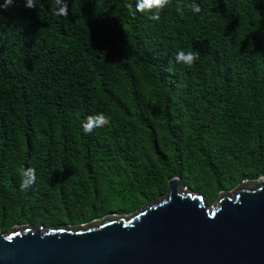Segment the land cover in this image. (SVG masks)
Returning a JSON list of instances; mask_svg holds the SVG:
<instances>
[{
	"label": "trees",
	"instance_id": "obj_1",
	"mask_svg": "<svg viewBox=\"0 0 264 264\" xmlns=\"http://www.w3.org/2000/svg\"><path fill=\"white\" fill-rule=\"evenodd\" d=\"M26 2L0 9L1 230L131 213L173 176L213 202L264 175V0H171L159 21L137 0Z\"/></svg>",
	"mask_w": 264,
	"mask_h": 264
},
{
	"label": "water",
	"instance_id": "obj_2",
	"mask_svg": "<svg viewBox=\"0 0 264 264\" xmlns=\"http://www.w3.org/2000/svg\"><path fill=\"white\" fill-rule=\"evenodd\" d=\"M231 190L208 204L173 176L131 213L0 229V264H264V175Z\"/></svg>",
	"mask_w": 264,
	"mask_h": 264
},
{
	"label": "clouds",
	"instance_id": "obj_3",
	"mask_svg": "<svg viewBox=\"0 0 264 264\" xmlns=\"http://www.w3.org/2000/svg\"><path fill=\"white\" fill-rule=\"evenodd\" d=\"M58 11L57 15H67V2L66 0H55ZM13 0H5L3 5H0V9H7L11 6ZM171 0H137L136 11L141 13H150V19L154 21H159L160 13L163 11L169 4ZM26 7L35 8L36 0H27ZM129 7H131L129 5ZM187 8L190 9L193 13H200L202 11L201 7L197 3H190L187 5ZM177 11L183 15V10L181 7L177 8ZM178 63L185 65L188 68H192L196 61L199 60V54L197 52H184L181 50L176 56ZM110 124L108 117L103 114L97 116L88 117L87 120L83 123L82 128L85 134H90L96 129H103ZM22 180L20 183V190L27 191L36 181V174L34 169H27L21 172Z\"/></svg>",
	"mask_w": 264,
	"mask_h": 264
},
{
	"label": "rangeland",
	"instance_id": "obj_4",
	"mask_svg": "<svg viewBox=\"0 0 264 264\" xmlns=\"http://www.w3.org/2000/svg\"><path fill=\"white\" fill-rule=\"evenodd\" d=\"M231 191H233V189H232ZM215 200H216V199H215ZM215 200H214V201H215ZM214 201H213V202H214ZM213 202H208V201H207L208 204H212Z\"/></svg>",
	"mask_w": 264,
	"mask_h": 264
}]
</instances>
